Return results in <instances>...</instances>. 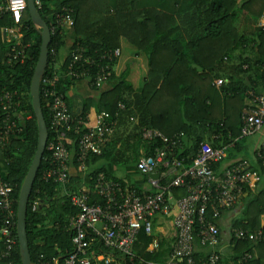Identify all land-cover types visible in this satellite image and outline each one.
Masks as SVG:
<instances>
[{"label": "trees", "instance_id": "16d2710c", "mask_svg": "<svg viewBox=\"0 0 264 264\" xmlns=\"http://www.w3.org/2000/svg\"><path fill=\"white\" fill-rule=\"evenodd\" d=\"M63 6L74 9L75 26L52 37L43 80L52 77L54 73L60 74L58 91L66 95L67 102V93L76 82L67 75L71 55L65 58L62 56L67 44V33L75 36L72 50L80 45L86 48L88 55H93L105 50L120 49L124 39L138 55H145L147 58L148 74L140 91L134 89L125 73L97 103L92 100L88 102L82 118L86 120L91 107H96L98 113H106L108 123L115 120L118 112L117 120L123 118L129 121L136 118L134 131L137 133V141L144 145L147 156L156 147L163 146V143L144 142L141 138L142 129H158L169 137L184 133L182 147L172 157L183 160L186 169L193 166L199 145L205 142L207 136L214 141L212 146L215 148L230 146L243 138L245 95L249 91L255 93V82L248 75L251 82L249 87L234 83L237 82L236 77L232 73L228 74L226 60L231 61L239 47L251 42L256 44L257 53L264 61V28L258 26L264 15V0H194V3H185L184 0H43L40 13L49 28L52 23L50 16ZM240 14L247 19L245 23L248 25L244 32L255 33L251 41L248 39L250 33L242 34L237 26ZM24 19L26 27L23 29L22 44L27 47V58L23 64H7L11 49L3 39L2 29L11 21L9 17L0 21V88L12 92L16 95V100L20 101L18 123L22 127V133L12 138L7 149L0 151V169L4 178L13 185V235L16 239L9 258H2L5 247L0 240V264H22L16 227L18 201L38 146V125L33 109L31 84L40 58L42 38L28 10ZM241 54L239 53L240 57ZM246 57L242 58L239 75L246 76L253 68L250 55ZM243 67L247 69L243 70ZM225 76H229L232 85L224 86L223 81L218 90L214 81ZM114 78L113 76L112 80ZM41 104L51 140V100L42 92ZM120 104L125 105L124 111H119ZM74 141L75 136L70 133L68 144L72 151L76 150ZM48 157L49 153L46 151L28 204L27 235L33 264H55L56 261L62 264L74 252L68 222L78 210L71 205L66 193L77 190L82 179L77 174L70 176V184L66 190L43 182L41 176L49 167ZM100 157L92 156L88 167ZM218 165L213 167L215 172L218 171ZM165 170L166 167H162L160 172ZM100 173L136 190L142 198L153 193V190L144 192L136 188L130 178L117 179L107 170L101 169L90 172L88 176L92 177V190L87 189L92 203L103 205V201L93 190V179ZM172 180L173 178H169L163 184L167 186ZM172 191L176 200L186 195L181 188ZM245 192L248 194V201L244 220L235 221L233 227L250 231L264 229L261 220L264 217V192L253 195L247 187ZM36 200L42 204L34 212L33 203ZM175 216L176 212L170 216H155L152 219V232L147 234L142 231L137 237L132 257L113 255L118 260H123L124 264H165L172 249L167 235L174 229ZM92 239L94 252L105 255L111 253L93 233ZM154 241H158L159 248L149 251V246ZM231 247V256L227 258L220 253L217 264H239L245 254L253 253L254 250L257 251L258 258L249 264H264V241L256 244L233 238ZM208 256L209 253L198 251L196 258L206 260Z\"/></svg>", "mask_w": 264, "mask_h": 264}, {"label": "built area", "instance_id": "2783aa9c", "mask_svg": "<svg viewBox=\"0 0 264 264\" xmlns=\"http://www.w3.org/2000/svg\"><path fill=\"white\" fill-rule=\"evenodd\" d=\"M38 11L43 0H34ZM28 10L27 0H0V21L9 17L11 23L2 29L3 39L10 46L7 64H23L27 58L23 46V29L26 27L24 16ZM75 11L63 6L51 17V36L69 31L75 26ZM121 49L105 50L88 55L84 47L78 45L71 52L68 74L73 80H88L91 87H101L114 76V65L121 57ZM55 55V52H53ZM60 67V66H59ZM61 75L54 73L42 81L41 92L51 100L50 127L52 139L46 147L49 153V167L42 173L41 180L63 188L70 184L73 151L68 144L70 133L75 136L73 145L78 167L86 174L92 156H102L110 138L117 128V117L108 123L106 113L96 116L95 125L89 126L84 118H74L70 113L66 95L58 91ZM223 80L215 82L221 87ZM12 92L0 88V151L7 149L13 137L22 133L18 123L20 101ZM253 107L244 113L242 137H249L259 132L264 125V98L253 95ZM125 105H119L124 111ZM184 133L173 137L165 135L158 129L144 128L141 138L144 142L160 141L163 146L156 147L151 155L142 156L137 170L143 176L159 174L158 179H149L153 193L144 198L136 190L124 186L121 182L110 179L104 173L93 179V190L103 201V205L92 203V177L88 187L80 186L68 193L71 205L78 210L69 218L68 229L72 233L74 252L64 259L62 264H120L113 254L132 257V248L139 234L152 232V219L158 214L170 216L176 210L174 229L176 238L172 243L171 253L165 264H217L220 258L218 250L221 230L218 221L225 212H231L237 206L240 197L248 189H255L260 181L258 172L252 171L247 162H240L227 169L221 179L214 171V165L223 162L230 146L213 147L205 142L199 145L197 158L190 168L184 167V161L172 157L182 147ZM72 146V145H71ZM264 168V144L255 154ZM166 167L165 171H161ZM173 178L167 186L163 182ZM184 189L186 195L176 200L173 189ZM13 185L8 182L0 169V240L5 250L2 258H9L15 244L13 235L15 213L13 210ZM41 201L33 203V211L40 209ZM176 205V207H173ZM101 225L99 230L97 226ZM17 227V223H16ZM92 233L100 243L110 250L109 255L93 251ZM261 243L264 241V229L257 231L232 228L231 239ZM197 241L207 250L206 260H197ZM159 248L158 241L149 246V251ZM256 258L255 251L245 254L239 264H249ZM55 264H61L56 261Z\"/></svg>", "mask_w": 264, "mask_h": 264}, {"label": "crops", "instance_id": "0c3cea01", "mask_svg": "<svg viewBox=\"0 0 264 264\" xmlns=\"http://www.w3.org/2000/svg\"><path fill=\"white\" fill-rule=\"evenodd\" d=\"M185 3H194V0H184ZM247 21L246 16L240 14L239 21H238V28L241 30L242 34L250 33L248 35L249 41L254 38L255 33L254 32H244V30L247 27ZM258 26L261 28H264V15L260 20V23H258ZM251 27V26H250ZM239 32V34H241ZM75 40V36L73 33H67L66 34V47L65 50L62 51L63 58L68 57L71 54V48L73 46V42ZM121 57L120 59L115 63V74H114V80L112 78L109 81H106L101 87H91V83L88 80H78L76 81L73 86L69 89L67 96H68V103H69V109L72 117L74 118H80L85 114L86 111V105L90 100L92 102H98L100 97L110 90L118 83V79L123 76V74L127 73L128 75V81L131 82V84L134 86V89L136 91H140L143 87V84L146 80L147 74H148V66L146 59L142 55H138L137 52L124 40L121 41ZM126 51V54L124 52ZM258 50H256V44L255 43H249L247 45L241 46L238 48L237 53L235 54L234 58L230 60H226L227 66L229 68L228 74L232 73L233 77H236V81L234 83H242V85H245L249 87L251 85L250 77H252L253 81L255 82V85L253 86L255 89V93H252V91H249L246 93V97L244 100V113L253 107L252 103V96L257 95L264 98V65H263V59L259 56L257 53ZM239 53L241 54V57L239 56ZM124 55V56H123ZM250 55L252 61H253V68L252 70L244 76V74L239 75V67L243 64V59L247 58L246 56ZM145 56V55H144ZM146 57V56H145ZM243 58V59H242ZM144 60V62H143ZM139 61H142L139 62ZM247 69V67H243V70ZM217 80H223L224 86H231L232 84L229 81V76H225L223 79H217ZM214 81V86L215 82ZM142 82V86L139 84ZM138 84V86H136ZM216 87V86H215ZM218 90L221 87H216ZM253 94V95H252ZM251 96V97H250ZM98 111L96 107L89 108L87 112V124L89 126H94L96 121V116L98 115ZM117 128L110 138L109 143L106 146L105 153L102 157L99 158L96 162H93L88 167V172L86 174H83V172L80 170V168L77 165V162L75 160V152L73 151V161L71 164V176L77 174L80 175L82 181L78 185V187H88L89 185V175L90 172H95L101 169L107 170L108 173H110L113 177L117 179H124V178H130V181L133 186L136 188L142 189L144 192L152 191V188L149 184V179L147 176H143L139 173L137 170V164L139 159L146 155L145 147L142 143L137 141L136 132L134 131L135 124H137V119L132 118L129 121H126L123 118H119L117 120ZM186 139V138H185ZM237 141H239V144L237 145ZM235 143L231 144L230 150L227 154L226 159L221 162L218 166V171L216 174L218 175V178L221 179L226 172L227 169H230L231 167L235 166L236 164L240 162H247L250 165V168L252 171L258 172L260 175V181L256 185L255 189H249L250 193L255 195L259 192H264V168L260 164V162L256 159L255 154L256 152L261 148V146L264 144V125L262 129L255 133L252 136L241 138L237 140ZM205 143L212 146L214 143L213 140H210L209 137H206ZM77 187V188H78ZM65 189V188H63ZM66 190V189H65ZM68 195V193H66ZM62 194V195H66ZM248 201V194L246 192L240 197L237 206L234 208L231 212H225L222 216V218L218 221V226L221 230V237H220V245H219V252L229 258L232 253V247H231V229L235 228L233 225L235 224V221H243L244 220V214L246 212L245 207L246 203ZM173 211V213H175ZM262 225H264V217L261 219ZM102 226H97V229H101ZM174 233V234H173ZM175 238V229H172L168 235L167 239L172 244L173 239ZM198 251L205 254L208 253L207 250L203 249L199 242L197 241ZM256 258H258V253L256 250ZM95 255L101 256L100 254L95 252ZM120 264H124L121 261H119Z\"/></svg>", "mask_w": 264, "mask_h": 264}, {"label": "water", "instance_id": "95a60500", "mask_svg": "<svg viewBox=\"0 0 264 264\" xmlns=\"http://www.w3.org/2000/svg\"><path fill=\"white\" fill-rule=\"evenodd\" d=\"M28 13L31 20L42 38L41 53L39 62L36 66L32 84H31V97L33 102V109L38 125V146L37 151L28 171L25 181L22 185L17 211V238L19 242V250L22 264H33L27 235V212L30 196L32 194L33 186L36 181L40 166L43 161L46 147L49 140V129L42 110L41 104V84L43 77L48 66L49 61V46L52 42L50 28L46 21L43 19L41 13L35 6L34 0H27ZM151 179H158L159 174H151L147 176Z\"/></svg>", "mask_w": 264, "mask_h": 264}, {"label": "rangeland", "instance_id": "374dc122", "mask_svg": "<svg viewBox=\"0 0 264 264\" xmlns=\"http://www.w3.org/2000/svg\"><path fill=\"white\" fill-rule=\"evenodd\" d=\"M124 54H126V51L124 52ZM124 56V55H123ZM145 59H146V57L144 56V55H142ZM139 62H141L142 63V61H139ZM143 62H144V60H143ZM146 62H147V59H146ZM140 86H142V82L139 84ZM136 86H138V84H136Z\"/></svg>", "mask_w": 264, "mask_h": 264}]
</instances>
